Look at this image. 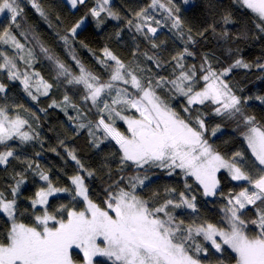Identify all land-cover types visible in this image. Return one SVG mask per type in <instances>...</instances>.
Returning <instances> with one entry per match:
<instances>
[{
    "label": "snow or ice",
    "instance_id": "6c2138e0",
    "mask_svg": "<svg viewBox=\"0 0 264 264\" xmlns=\"http://www.w3.org/2000/svg\"><path fill=\"white\" fill-rule=\"evenodd\" d=\"M188 2L184 0L185 4ZM233 2L253 14L256 28L264 34V0ZM29 3L40 16L47 19L37 0H29ZM67 3L75 9L77 5H84L86 0H67ZM109 3L110 0H97V6L90 8L85 17L71 27L69 35L73 38L77 36V30L85 25L88 15L95 18L97 26L103 22L101 13H106L110 19H121L117 12L108 7ZM157 8L167 13L164 19L170 21L171 28L177 30L178 36L183 37L184 22L173 0H167L166 4L160 0H150L147 7L134 14V20H128V26L134 27L146 40L150 35L155 36L158 28L163 27L161 21L150 14V10L154 12ZM5 13L9 15L12 25L19 28L18 17L22 16L23 8L18 0H0V14ZM222 19L225 24L234 22L230 13ZM209 27L215 32L214 26ZM188 32L191 33L192 29L189 28ZM203 34L199 33L201 36ZM223 35L227 36L228 33L224 32ZM61 39L65 45L69 44L68 36ZM185 43L195 44L192 35H188ZM0 45L12 48L15 53L9 55L0 50V72H6L9 81H18L23 92L33 101L37 95L47 96L53 85L32 69L34 54L31 49H25L13 34L11 26L0 31ZM151 47L157 48L159 45L152 42ZM41 52L55 64L57 77H64L68 84L83 86V100L90 101L100 114L94 127L92 121L88 125L79 123L77 127L89 128L93 142L99 141L95 143L97 148L104 141L114 142L119 150L121 171L134 167L143 170L144 174L137 173L126 181L121 176L119 181L105 189L106 198L101 205L90 198L82 175L87 172L91 177L95 173L86 169L74 152L69 151V158L78 166L76 174L70 177L72 187L54 185L49 175L40 171L37 164L35 175L44 184L29 198L31 211L24 208L21 212L18 200L25 179L23 174L18 173L20 179L11 188V198L0 191V215L10 223L6 235L0 237V264H203L198 257L200 254L208 257L212 249L221 254L218 264H225L224 257L228 250L234 254L231 256L234 264H264V125L257 124L254 116L245 114L242 104L247 100L242 101L235 95L224 79L233 68H250L252 65L236 59L228 68L217 71L205 57L199 69L195 65L186 67L185 58L193 56V52L185 47L168 62H174L168 77L154 74L148 76L145 82L144 76L138 72L151 69L139 65L131 68L105 47L99 63L110 71L108 80L102 82L98 75L75 57L73 59L76 60L79 74H74L65 63L49 54L47 48L41 47ZM145 56L157 68L163 66L156 56L147 53ZM17 59L25 70H20ZM257 67L264 69V64ZM162 93H167L171 99L182 97V111L169 103ZM0 94L7 98L4 83H0ZM256 99L264 103V96ZM209 104L214 106L212 110L217 116H227L229 119L239 116L237 128H241L244 143L253 158L252 169L245 167L244 151H236L231 157H226L209 142L206 135L209 129L203 113L194 107ZM69 106L78 113L77 117L69 119H79L81 110L68 95L63 97L61 103L53 101L49 105L62 107L65 114ZM130 111L133 114H126ZM193 112L198 114L193 117ZM117 120L123 121L126 131L121 130ZM27 124L26 119L18 114L10 116L7 108L0 106V145H7L14 139L21 143L38 139L23 130ZM220 131L217 124L211 129V135L216 136ZM97 132H102L103 136H97ZM10 157H14L12 149L0 152V165H6ZM32 167L29 162L26 170ZM149 169L165 170L168 176L179 170L185 179L184 190L177 192L175 188H167L164 201L158 204L143 199L137 194V189L147 187L146 182L151 180L147 174ZM221 171L227 172L232 181L246 182L240 186L239 192L229 193L225 198L227 203L221 208L223 225L197 219L191 223L178 220L173 211L175 209L198 212L197 197L187 178L195 181L204 197H213L220 188L221 181L217 174ZM125 182L127 187L122 186ZM60 193H67L72 200H82L83 208L61 204L51 210L49 198ZM250 208L254 209V217L246 219ZM25 213L33 223L18 219ZM197 237H202L203 242ZM205 245H210V248Z\"/></svg>",
    "mask_w": 264,
    "mask_h": 264
}]
</instances>
